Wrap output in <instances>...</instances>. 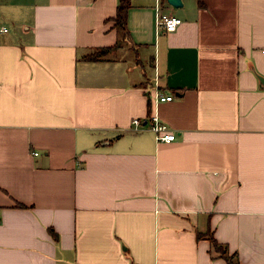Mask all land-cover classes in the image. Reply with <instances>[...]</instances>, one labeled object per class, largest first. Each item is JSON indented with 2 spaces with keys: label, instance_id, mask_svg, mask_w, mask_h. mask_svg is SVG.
<instances>
[{
  "label": "crops",
  "instance_id": "1",
  "mask_svg": "<svg viewBox=\"0 0 264 264\" xmlns=\"http://www.w3.org/2000/svg\"><path fill=\"white\" fill-rule=\"evenodd\" d=\"M180 2L0 0V264H264V0Z\"/></svg>",
  "mask_w": 264,
  "mask_h": 264
},
{
  "label": "built area",
  "instance_id": "2",
  "mask_svg": "<svg viewBox=\"0 0 264 264\" xmlns=\"http://www.w3.org/2000/svg\"><path fill=\"white\" fill-rule=\"evenodd\" d=\"M156 24L163 28L166 31H173L175 28L181 23V18L179 16L169 14L167 12L159 11L156 13L155 16ZM6 28L4 26H0V31H5ZM155 100H170L172 98V95H163L160 92H154L153 94ZM148 122L150 128L155 132L156 139L158 141H165L169 142L173 139H175V133L174 132H168L167 125L160 121L158 115L153 112L148 116ZM147 123V119L144 120L141 118H133L132 124L134 127H139L141 125H144ZM33 154H37L36 151L33 152Z\"/></svg>",
  "mask_w": 264,
  "mask_h": 264
},
{
  "label": "trees",
  "instance_id": "3",
  "mask_svg": "<svg viewBox=\"0 0 264 264\" xmlns=\"http://www.w3.org/2000/svg\"><path fill=\"white\" fill-rule=\"evenodd\" d=\"M129 6V0H119L117 5L116 14L114 16L115 25H117L122 31L123 34L127 33L126 30V13L127 8ZM110 47H100L96 48L88 53H86L83 57L88 60H98L104 58V56L109 51ZM198 236H202V233H197ZM211 240V244L213 249H215L218 254L225 258L227 264H239L237 259L235 258V254H227L225 249L221 244H219L215 238L209 236Z\"/></svg>",
  "mask_w": 264,
  "mask_h": 264
},
{
  "label": "water",
  "instance_id": "4",
  "mask_svg": "<svg viewBox=\"0 0 264 264\" xmlns=\"http://www.w3.org/2000/svg\"><path fill=\"white\" fill-rule=\"evenodd\" d=\"M167 2L174 8L181 6L180 0H167ZM257 75L259 77V80L264 83V78L262 76H260L259 74H257Z\"/></svg>",
  "mask_w": 264,
  "mask_h": 264
}]
</instances>
